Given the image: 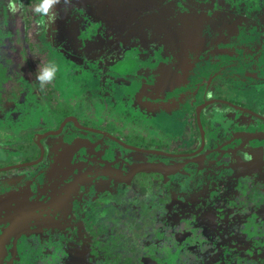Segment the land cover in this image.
<instances>
[{
    "label": "flooded vegetation",
    "instance_id": "1",
    "mask_svg": "<svg viewBox=\"0 0 264 264\" xmlns=\"http://www.w3.org/2000/svg\"><path fill=\"white\" fill-rule=\"evenodd\" d=\"M161 2L162 0H134L133 9L131 7L133 16L138 17L142 23L148 16L160 12L162 7L166 9L171 7L175 15L182 14L186 20L187 28L185 30L196 35L195 40L199 39V44L180 43V47L177 49L182 51L168 52L166 50L168 53L163 51L156 54L158 60H156V64L154 63L153 70L143 67L140 63L134 72L123 73L118 70L117 72L120 74L115 73V76L112 77H116L115 80L118 82L122 81L121 85L133 79L140 80L141 76H147L149 83L164 84L166 78L173 79L171 82L174 83V79L179 73L180 80L176 81L178 84L181 83L182 87L178 88L175 93L178 96L179 104L177 102V105H163L165 112L161 113L160 107L155 109L147 103V99H140L142 101L137 108L140 109V117H145L147 124V126L141 127L122 129L115 120H104L103 126L110 128L105 129L102 126L98 127L97 124H83L78 119L82 125L109 132L133 147L127 148L104 134L86 131L78 127L75 130H69L66 136L58 137L64 132L63 130L61 134L51 135L49 140L47 137L42 141L46 153L43 159L44 163L40 162L41 166L37 168L32 167L34 165L22 166L15 174L17 177L15 183H17L18 189L20 180L22 188L25 186L23 181L33 186V181L37 178L40 179L43 172L47 171L48 162L45 160L47 152L51 150L56 154L53 160L59 159L65 162L63 171H86L87 180L80 184L69 198L71 210L75 209L74 214L70 216L66 211L64 214L67 218L64 214H57L56 220L52 219L50 222L52 225L54 223L63 224L64 221L71 224L80 214L86 216L84 207L98 210L95 215H92L95 219L92 224L94 228L92 233L96 238L92 248L98 251L100 248L103 249L107 257L109 255L117 258L121 246L125 244L129 248L136 246L139 250L144 251L147 243L151 245L152 242H155L152 238L157 233H163L167 237L164 243L167 247L173 246L171 243L189 235L202 240L206 239L205 241L219 239L221 245H225L237 238L228 228L231 226L234 228L235 224L242 225L245 219L241 213L234 218L230 217L236 207L243 213L249 204L254 203V211L251 214L254 213L259 218L264 217V211L261 208L264 205V199H262L264 194L258 190L259 194L257 193L256 196L250 197L249 195L250 192H253L251 187L253 188L254 185L258 189L260 186L264 190V84L263 88L255 91L256 82L253 75L246 74L245 77L243 68L232 74H222L216 71L214 77L208 80L207 89H204L205 86L200 81L195 82L196 77L200 78L204 72L202 70L204 65L199 63L198 57L199 48L205 43L203 39L205 31L209 26L214 30H221L225 24L234 23L236 25L238 22H221L218 17H222L226 10L223 3L227 4L228 10L233 12L229 8H232L237 2L228 0L223 2V7H221L217 5L216 0H209L207 7L201 9L204 11L206 22L194 15L197 12L195 2L192 7H187L189 6L188 0H165L163 5ZM211 4L217 7L213 11ZM243 10H247V8ZM244 13L243 19L248 17ZM245 21L247 22V20ZM248 27L252 29L253 23L250 26L248 24ZM145 41L144 44H140L141 40L137 43L144 51L148 50L151 53L149 55L153 56L150 45L147 47ZM263 49L262 46L261 51ZM240 51L241 46L238 52ZM258 55H256L257 62L256 60L255 62L261 67L264 53ZM261 55L263 59L260 57ZM156 66L158 69L154 71ZM204 75L207 78L210 77L208 71H205ZM181 77L185 78L183 82H181ZM216 79L222 81L223 87L220 91L210 94L211 87L208 84L215 82ZM104 89L109 92L106 84H104ZM116 91L112 90L114 99H116ZM211 101L215 103L220 101V104L203 106ZM178 123H182L179 125L180 127L176 126ZM75 126L77 125L75 124ZM81 133L87 136L86 140L82 138L83 134ZM88 135H91L93 139ZM133 136H136L137 139L131 140ZM34 141L36 148H40L35 137ZM44 141L46 142L44 143ZM60 142L64 143V148L61 147ZM74 144H78L81 148L75 150ZM92 144L97 145L94 148L96 152L91 148ZM13 150L24 153L25 148ZM91 152L99 154L91 157ZM33 156V153H30L29 156L26 154L22 161L15 164L37 161L41 158L42 152L36 159H33ZM28 158L32 159L27 160ZM40 163L38 164L40 165ZM112 171H117L118 176H113ZM96 175H100V177L93 179V176ZM147 175L153 176L152 179L147 178ZM230 181H232L231 185ZM216 184L219 185L217 190L214 188ZM227 186L234 189L235 197L240 196L242 201V203L238 202L236 207L231 206L228 214H226L227 200L229 199L226 194ZM236 186L238 187L237 191L234 188ZM14 188V184L6 180L0 182V264H21L24 260V256L20 255L16 257L14 254L10 257L14 253V249L8 243L9 236L19 235L17 234L20 231L19 228L17 229V222L22 223L23 220L22 213L19 214V219L14 217V212L18 209L15 200L17 194L12 191ZM163 193H168L171 196V198L169 196V201ZM3 197L4 199H2ZM162 197L168 206L166 211L163 210L165 202ZM234 199L236 201V198L231 197V200ZM218 201L223 202V210H217ZM259 210L263 215L258 214ZM224 214L226 216L220 218ZM165 215L170 221L166 229L163 227ZM174 219H179L180 224L173 226ZM122 221L132 224L134 228H132V233L129 231L126 234L122 233L119 226ZM262 224L264 225V222ZM80 225L79 233L68 235L69 239L62 248L55 242L60 239L61 235L59 234L62 232H53L50 228L48 236L52 238V241L48 243L52 244L42 249H46L44 253L50 254L43 256H53L56 251H59L64 255V261L69 262L68 254L71 255L72 245L75 248L80 247L77 243L84 239V234H89V223L81 222ZM142 226L143 230H139V228L142 229ZM71 227L73 226L71 225ZM70 229L67 231L69 234ZM226 232L229 234L224 235ZM23 234L22 228L20 236ZM89 235L93 238L92 234ZM129 235L133 239L132 244L126 243ZM6 236L7 238L4 240ZM170 240L172 242H169ZM210 242L208 245L213 251L217 242L214 245L212 241ZM137 243H141L142 247ZM4 244L7 245L6 248L3 247ZM246 245H248L247 242ZM81 248H87L85 243L81 244ZM16 253L18 254L17 251ZM114 261L117 262L116 259Z\"/></svg>",
    "mask_w": 264,
    "mask_h": 264
},
{
    "label": "rangeland",
    "instance_id": "2",
    "mask_svg": "<svg viewBox=\"0 0 264 264\" xmlns=\"http://www.w3.org/2000/svg\"><path fill=\"white\" fill-rule=\"evenodd\" d=\"M241 1L243 2V8L248 7L247 10H243L240 4L241 2L235 1L237 2V4L233 5L232 8H229L233 10V12L228 10L227 4H223L226 10L223 12L222 17H218V20L221 22H238L236 25L234 23H228L223 25L221 30H214L211 26H209L203 35L205 43L199 48L200 54L198 60L200 61L199 63L201 65H204L202 69L204 72L202 73L200 78L196 77L195 82L200 81L203 86H205L204 89H207L206 84L208 83V80L210 78L214 77L216 71L222 74H232L236 71H239L241 68L245 70V72L243 73L245 77L246 74L253 75L256 82L255 91L263 88L264 59L261 55L260 57L263 60L261 63V67H259L256 64V55L262 52L264 53V49L261 51V47H264V12H258L264 11V8H259L260 6H255V4H252L251 2L247 3L246 0L245 2L244 0ZM59 3L60 0H35L33 3H31L32 7L34 5H36V7L34 11L32 8V13H30L34 17V21L40 23L42 31L30 36L29 42H33V44L35 45L37 44V42H39V45L37 46L39 51L38 55L45 56L41 60L43 63L44 61H46L47 63H51V61L53 62L50 68L54 67L56 69L54 77L56 80H58L57 88L60 89L64 97H69V99L71 98V101L73 97H76L82 101L88 102L89 106L87 107L90 108L89 111H91L92 108L95 109L96 107V115L101 116L104 120H115L121 125L122 129L147 126L144 119L145 117H140V109L137 108L140 101L144 99H147V103L153 108L156 109L160 107L159 111H161V113L165 112L163 105H177V102L179 104V101L177 100L178 96L175 95L177 89L182 87V85H180L181 83L178 84V82L176 81L180 80L179 73L177 75V78L174 79V83L171 82V80L173 79L166 78L164 84L149 83L147 76H141L140 80L143 81L142 86H144L143 95H140V92L138 91L131 96L127 93V87L133 84V80L130 82L128 81L124 85H121L123 84V82H118V80L116 81V77L112 76H115L114 72L120 74V66H123L124 64L125 67L129 66V68H136L137 66L139 67V64L141 63L143 67L153 70V65L154 63L156 64V60H158L156 54L166 50H168V52L182 51L181 49H177L178 45L175 42L172 44H166V42L172 39H174L178 43L189 42L193 44H199V39L195 40L196 35H192L191 33H188L189 31L185 30V28H187L185 25L186 20L182 17V14L175 15L174 10L171 7H168L167 9L162 7L160 12L155 15H150L144 20L146 22V27L143 29V31H141L140 29L138 30V28H134L132 32L124 33V37H122L119 42H117L118 44L108 42L116 35V30H113L114 26L111 27L107 34H103L104 39L103 41H101L103 52L100 54L99 58L94 59V61L96 60V63H98L94 69L96 71H99L97 73L98 75L103 76V80L102 83L100 82L96 87L93 88V86H95L93 80L88 82L87 74L83 75L78 72L79 69L76 66L77 64H75V61L79 64L80 61L78 59L75 60L74 57H72L73 52H71V48H68L66 46L68 44L66 35L60 33V31L64 28L62 27V25L57 24V19L60 18L61 8L64 7L66 9L68 7L60 6ZM50 9H53L51 12L52 16H50ZM243 13L248 17L243 19ZM245 20H252L255 23H253L254 27L250 29L248 27V23ZM73 21L75 20L73 19ZM256 21L259 23L258 25L256 24ZM166 30L169 31V35L162 36L160 32H164ZM1 31L2 30H0V33ZM74 31L75 35L78 36L80 29L75 28ZM51 34V38H54V41H50L49 36ZM92 34L94 35V33ZM35 40L37 42H35ZM139 40H141L140 44H144V41L146 40L145 44L147 47H149L150 45V50L153 56L149 55L151 53H149L148 50L144 51L139 46L140 44L137 43ZM157 40H159L161 44L156 42ZM29 42L27 41L22 45L19 44V58L18 56H16V59H19V80L22 82L25 81L26 86L29 85L28 79L35 80L39 85V80L37 79L36 75L29 74L27 69L25 70L26 74L23 73L22 64L24 62L21 58L20 50L22 48L28 50L30 53L32 51L33 53L34 48H32ZM240 46L241 51L238 52ZM1 53L2 52L0 51V60H2L3 58ZM151 60L154 61L152 62ZM44 68L47 69L49 67L45 66ZM157 69L158 66H156L154 71H156ZM41 70L43 71V68L40 69V71ZM118 70H120V72H117ZM205 71H208V75H210V77H205ZM21 76L24 78V81L23 79L21 80ZM184 79L185 78L181 77V82H183ZM119 80L121 79L119 78ZM104 84H106V87L109 91L117 90L115 92L116 99H114L113 93L110 94L104 89ZM221 85L222 81L220 80H218L216 83H212L210 86L211 89H208L210 91V94L218 90ZM91 94L93 95V97ZM7 107V105H0L1 110H4ZM37 113L39 115L38 108ZM43 113L44 110L41 109V114ZM35 122L39 123L40 120L37 119ZM14 123L16 122L9 123L11 127H7L6 125L8 124L6 123L5 125L2 123L1 124L2 127H6L5 130H12L16 129V126H18L17 123ZM181 124L182 123H178L176 126H179ZM20 125L22 130H19V134L10 133V135L13 136V138L24 141L27 139V136L24 135L23 131L27 129V126H25V123L23 122ZM48 125H53V121L49 120ZM75 135L77 136L78 134ZM88 136L91 138V135ZM86 137L87 136L83 134L82 138L84 140H86ZM132 139L136 140L137 138L136 136H133ZM59 144L62 148L65 147L63 142H60ZM8 145L9 146L0 148V166L7 165L10 162L19 163L23 160V158L26 157V154H28L29 156V154L31 153L27 146L24 147L25 151L23 153L22 151L13 150L22 147H19L17 145L14 146L10 143H8ZM95 146L97 147V145L92 144L91 147L94 152H96V150L94 149ZM79 148L81 147L78 144H74L75 150H78ZM94 152H91V157L99 154ZM55 157L56 154L53 150L47 152L45 160V162H48V167L46 168L47 171L43 172V175L40 177V179L37 178L33 181V186L25 183L22 180L25 185L22 188L20 185V180L18 189L17 183H15V180L17 178L15 175L16 172H0V182L6 180L7 182L14 184L15 187L12 191L14 194H17L15 196V200L17 202L18 209L14 212V217L16 219L18 217L19 219V214H23L22 223L17 222V229L19 228V230L21 231L23 228L24 230L23 236H20L19 231L17 232V234L19 235L16 234L18 238L17 236L8 237V243L10 244V247L12 246L14 249V253H12L10 257L14 256V254L16 255V257H19V255L24 256V260L21 262V264H104L107 263V258H109L108 263H110L111 261L113 262L114 258L109 255L107 257L105 255L106 252L103 251V249L100 248L98 251L92 248L95 245L96 239L94 238L95 234L92 233L94 229L92 224L95 221L92 215H95L98 210L88 209V207H84L86 216L80 214L79 217L75 218L74 221L71 222V224L68 221H64L63 224L54 223V225H52V223L50 222V220L57 218V214H64L66 211H68L70 216L71 214H74L75 209L71 210V201L69 200V198L76 191L77 187H79L80 184H83L87 180L85 174L86 171H63L66 165L65 162L59 159L53 160L55 159ZM112 172L113 176H118L117 171ZM96 177L98 178L100 177V175L93 176V179H96ZM231 183L232 181H230V185ZM218 187L219 185L216 184L214 188H216L217 190ZM234 188L235 190L238 189L237 186ZM226 189V194H228L229 196V199L227 200L228 205L226 208V214H228L229 210H231V206H238V202L242 203V201L240 199V196L235 197L234 189H231V187L228 186ZM231 197L236 198L237 202L235 201V199L231 200ZM2 199H4V197ZM19 204L21 206L20 209ZM216 207L218 211L223 210V202L218 201ZM240 213L242 214L244 219V213H242L241 210H239V208L237 207L231 213L230 217L234 218ZM226 214H224L220 218H223L224 216H226ZM64 216L65 218H67L65 214ZM178 220L179 219H174L172 221V225L177 226V224H180ZM245 220L247 221V218ZM81 222L89 223V234H92L93 237L91 238L89 234H84V239L80 240V243L82 245L85 243L87 248H81L80 243H77L78 246H80L77 248L72 245L71 255L68 254V258H70L69 262L64 261V255H62L59 251H56L53 256H43L46 254H50L44 253V250L46 249L42 250L44 247L52 244L48 243L49 241H52V238L48 236V231H50V228L53 232H62L61 234H59L61 235L60 239L55 241L56 244L62 248L65 245V242H67L69 239L68 235L71 236L75 232L79 233L78 229L80 228L79 226H81ZM71 225L73 227H71ZM119 226L123 234L128 233V231L132 233L133 226L131 223L122 221L121 223H119ZM235 226L238 233L233 230L232 226L228 228L229 231H234L235 237L239 238L241 242H244L245 234L242 233V229L240 228L242 225L235 224ZM243 227L246 228L245 226ZM69 228L72 229H70V234L67 232ZM100 234L101 232L99 233V235ZM228 234L229 232H226L224 235ZM6 238L7 236L4 238V240ZM245 242L250 245L252 244L250 241ZM137 245L142 247L141 243H137ZM3 247L6 248L7 245L4 244ZM252 247L255 248V251H260L259 248L254 247L253 244ZM16 251L18 252V254L16 253ZM6 253L8 254L9 252ZM6 253L4 254L5 256ZM65 258L67 257L65 256Z\"/></svg>",
    "mask_w": 264,
    "mask_h": 264
},
{
    "label": "trees",
    "instance_id": "3",
    "mask_svg": "<svg viewBox=\"0 0 264 264\" xmlns=\"http://www.w3.org/2000/svg\"><path fill=\"white\" fill-rule=\"evenodd\" d=\"M34 1L35 0H0V30H2L0 33V51L3 56L2 60H0V105L8 106L4 110L0 109V148L9 146L8 143L22 148L27 146L34 155L33 159H36L39 156L41 149L36 148V143L34 141L35 135L37 133H45L50 130L59 129L62 122L69 116H76L83 124H97L98 127L102 126V128L105 129L110 128L109 126H103V122L105 121L101 116L96 115V107L89 111L90 108L87 107L89 106L88 102L82 101L76 97H73L71 101V98L64 97L60 89L57 88L58 80H56L55 77L52 82H46L43 87H41L40 81L38 85L35 80L28 79L29 85L26 86L22 76L20 78L21 80L23 79L24 82L19 80V59H16V56L19 58V44L22 45L27 41L29 42L30 36L42 31L40 23L35 22L34 17L31 14L32 8L34 11L36 7V5L33 7L31 5ZM133 1L134 0H60V6L68 7L66 9L64 7L61 8L60 18L57 19V24L62 25L64 28L60 33L66 35L68 41L66 46L71 48V52H73L72 57H74L75 60L78 59L80 61L79 64L74 60L79 69L78 72L83 75L87 74L88 82L93 80V83L95 84L93 88L100 82L102 83L103 80V76L98 75L97 73L99 71L94 69L98 64L94 59L99 58L100 54L103 52V48L101 47V41L104 39L103 34H107L110 28L114 26L113 30H116V35L108 42L117 43L122 37H124V33L132 32L134 28L143 31L146 27L145 21L140 23L138 17L133 16ZM227 1L228 0H216V3L223 7L222 3ZM234 1L241 2L240 4L243 8V2L241 0ZM246 1L247 3L251 2L252 4H255V6H260L259 8H264V0ZM194 2L197 12L199 13L196 12L194 15H196L198 19L206 22L203 14L204 11L201 9L207 7L209 0H188L189 6L187 7H192ZM13 5L15 6V9H13ZM216 8L217 7L212 5V11ZM52 10L53 9H50V16H52ZM73 19L75 21H73ZM247 23L250 26L254 22L252 20H247ZM256 24L259 23L256 21ZM75 28L80 29L78 36L75 35ZM92 33H94V35ZM160 33L162 36L169 35L168 30ZM51 36L52 34L49 36L50 41H54V38H51ZM35 42L37 41L35 40ZM156 42L161 44L159 40ZM174 42L180 47V43L174 39L166 42V44H172ZM29 44L34 48L33 53L32 51L30 53L28 50L22 48L20 50L21 58L24 62L22 64L23 73L26 74L25 70L27 69L29 74L38 77V75L44 71V67L48 66L50 68L53 62L51 61V63H47L44 61L43 63L41 61L45 56L38 55L39 51L37 46L39 45V42H37L36 45L33 44V42H29ZM124 65L120 66L121 72L123 73L130 71L134 72L136 70V68H129V66L125 67ZM42 68L43 71H40ZM133 80H135L137 84H142L139 79ZM37 108L39 110V115L37 113ZM41 109L44 110L43 114H41ZM37 119L40 120L39 123L35 122ZM49 120L53 121V125H48ZM10 122H16L18 126H16V129L5 130L6 127H2V124L5 125L6 123L8 124L6 125L7 127H11L9 124ZM22 122L27 126V129L23 131L24 135L27 136V139L24 141L13 138V136L10 135V133L19 134V130H22L20 127ZM73 129H77L75 123H68L64 132L58 137L66 136L68 131ZM51 137H48V140ZM45 142L46 141H44V143ZM142 143H145V141H142ZM31 159L32 158H28L27 160ZM13 163L15 164V162H10L9 164ZM42 163H44V161ZM42 163L32 167L37 168L41 166ZM9 171H14L16 172L15 174H17L19 168H14ZM143 172L148 174L146 171ZM146 177L152 179L153 176L147 175ZM125 183L127 184V182ZM134 183L136 184V181H134ZM251 189L253 192L249 193L250 197L256 196L257 193L259 194V191L264 194V190H262L260 186L258 189L257 186L254 185ZM255 191L258 192L254 193ZM163 194L167 201H169L170 195L168 193ZM162 200L165 202L163 197ZM261 208L264 211V205L261 206ZM166 209H168V206L165 202L163 210L166 211ZM253 209L254 203H251L246 207V210L243 213L245 219H250V221L244 219L240 228L242 229V233L245 234L244 240L250 241L254 247L259 248L260 252H256L255 248L252 247V244L246 245V242H241L239 238L233 239L231 243L228 242L225 245H221V242L218 241L219 239H207L208 241H205L206 239L202 240L191 235L183 237L178 241L171 243L173 246L167 247V245L164 244L167 237L163 233H158L152 238L155 242H152L153 244L151 245H148L147 243L144 247V251L139 250L136 246L132 248L127 247L126 244L121 246L118 257L114 258L117 262L115 263V261H111L110 263L264 264V225L262 224L264 222V217L261 216L259 218L256 214H251L254 211ZM257 212L258 214L263 215L261 210ZM169 222V219L165 215L163 221L165 225H163V227L165 229L169 225ZM243 226L247 227V232ZM139 230H143V226L142 229L139 228ZM233 230L237 232L236 226H234ZM234 231L232 232L233 235ZM210 241H212L213 245L217 242V245L212 249L213 251L210 250L211 246L209 247L208 245L211 243ZM169 242H172V240ZM126 243L132 244L133 239H131L130 236H127Z\"/></svg>",
    "mask_w": 264,
    "mask_h": 264
},
{
    "label": "water",
    "instance_id": "4",
    "mask_svg": "<svg viewBox=\"0 0 264 264\" xmlns=\"http://www.w3.org/2000/svg\"><path fill=\"white\" fill-rule=\"evenodd\" d=\"M217 81H218V80L216 79L215 82H211V83L208 84V85L211 86L212 83H216ZM138 83H139V82H138ZM142 84H143V82H142ZM142 84H141V83H139V84L136 83V85L133 84V85L127 87V93L131 96V95H133L134 93H137V92L139 91V92H140L139 94H140V95H143V92H144V86H142ZM222 87H223V85H221L220 88H219L218 90L214 91V92H218V91H220V89H222ZM109 93L111 94L112 91H109ZM139 94H138V95H139ZM138 95H137V96H138ZM214 104H220V101H219V102H216V103L213 102V101H211V102H208L207 104H204L203 106H204V107H207V106H212V105H214ZM70 122H74V123L77 125L76 127H78L79 129H84V130H86V131H92V132H96V133L104 134V135H106L107 137H110V138L114 139L115 141H117L118 143H120L121 145H123V146H125V147H127V148H131V147H133V146L130 147V146L127 145L124 141L119 140L118 138L114 137V136H113L111 133H109V132H106V131H103V130H100V129H96V128H93V127L84 126V125H82V124L79 122V120H78V118H77L76 116H70V117L66 118V119L62 122V124L60 125V128H59L58 130H50V131H47V132H45V133H37V134H36L35 138H36L37 143L40 145L41 152H42V156H41L40 159H38L37 161H34V162H28V163H25V164H13V165H9V166L0 167V172L9 171V170H11V169L19 168V167H22V166H23V167H26V166L36 165V164L42 162L43 159H44L45 153H46V152H45V146L43 145V142H42V141H43L45 138H47V137H49V136H51V135H59V134H61V133L63 132L65 126H66L68 123H70Z\"/></svg>",
    "mask_w": 264,
    "mask_h": 264
},
{
    "label": "clouds",
    "instance_id": "5",
    "mask_svg": "<svg viewBox=\"0 0 264 264\" xmlns=\"http://www.w3.org/2000/svg\"><path fill=\"white\" fill-rule=\"evenodd\" d=\"M13 9H15V6L13 5ZM56 69L53 68H47L45 69L40 75H38L37 79L41 82V87L47 82L50 83L53 81L55 76Z\"/></svg>",
    "mask_w": 264,
    "mask_h": 264
},
{
    "label": "crops",
    "instance_id": "6",
    "mask_svg": "<svg viewBox=\"0 0 264 264\" xmlns=\"http://www.w3.org/2000/svg\"><path fill=\"white\" fill-rule=\"evenodd\" d=\"M139 81H140V80H139ZM141 82H143V81H141ZM132 83H133V84H136V81H135V80H133V81H132ZM133 84H132V85H133ZM103 120H104V119H103Z\"/></svg>",
    "mask_w": 264,
    "mask_h": 264
},
{
    "label": "snow or ice",
    "instance_id": "7",
    "mask_svg": "<svg viewBox=\"0 0 264 264\" xmlns=\"http://www.w3.org/2000/svg\"><path fill=\"white\" fill-rule=\"evenodd\" d=\"M164 2H165V0H162L161 5H163Z\"/></svg>",
    "mask_w": 264,
    "mask_h": 264
}]
</instances>
